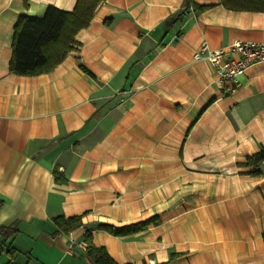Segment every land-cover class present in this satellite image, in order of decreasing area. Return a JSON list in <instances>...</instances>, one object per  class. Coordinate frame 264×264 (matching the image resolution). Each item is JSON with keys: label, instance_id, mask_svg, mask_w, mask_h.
Instances as JSON below:
<instances>
[{"label": "crops", "instance_id": "crops-1", "mask_svg": "<svg viewBox=\"0 0 264 264\" xmlns=\"http://www.w3.org/2000/svg\"><path fill=\"white\" fill-rule=\"evenodd\" d=\"M75 1L0 0V264H94L87 229L119 264H264V164L239 166L264 147V63L227 93L193 59L202 43L264 44V12L102 0L53 70L10 72L17 19ZM153 216L126 236L96 228Z\"/></svg>", "mask_w": 264, "mask_h": 264}, {"label": "trees", "instance_id": "trees-1", "mask_svg": "<svg viewBox=\"0 0 264 264\" xmlns=\"http://www.w3.org/2000/svg\"><path fill=\"white\" fill-rule=\"evenodd\" d=\"M101 1L76 0L71 11L48 5L40 17L20 16L13 26L9 71L20 76H35L53 70L78 45L75 38L77 32L89 25ZM220 3L229 10L264 12V0H220ZM210 6L196 3L194 0H184L181 12L192 10L195 14H200ZM172 18L168 17L165 22L169 23ZM262 164H264V147L246 156L239 166L248 168L247 171L241 172L242 174L255 176L261 173ZM1 206L0 201V208ZM54 223L63 232H69L83 225L80 216L68 218L58 216L54 218ZM159 223L158 216H153L121 227L100 223L96 228L113 236H126L144 230L151 224ZM8 228L0 227V230ZM91 236V229H87L84 234L85 251L94 264H119L112 259L104 247L95 246ZM174 256V253L170 254V258Z\"/></svg>", "mask_w": 264, "mask_h": 264}, {"label": "built area", "instance_id": "built-area-1", "mask_svg": "<svg viewBox=\"0 0 264 264\" xmlns=\"http://www.w3.org/2000/svg\"><path fill=\"white\" fill-rule=\"evenodd\" d=\"M205 56L213 65L217 76L218 88L229 93L233 91L241 75L251 66L264 63V44L234 40L227 47L209 49L202 43L193 53V59ZM85 250L86 244L80 243Z\"/></svg>", "mask_w": 264, "mask_h": 264}]
</instances>
